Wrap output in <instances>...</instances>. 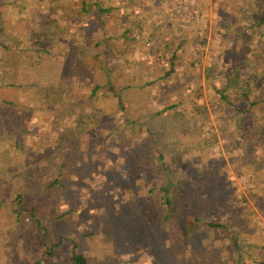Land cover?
I'll return each mask as SVG.
<instances>
[{
  "label": "rangeland",
  "instance_id": "rangeland-1",
  "mask_svg": "<svg viewBox=\"0 0 264 264\" xmlns=\"http://www.w3.org/2000/svg\"><path fill=\"white\" fill-rule=\"evenodd\" d=\"M90 1L103 8L113 6V9L119 2ZM149 1L153 0L123 2L128 9L138 13L136 15L148 20V24L137 27L142 34L141 41L129 43H124L128 36L120 28H128L127 23L118 18L117 10L100 15L95 6H90L93 13L84 19V23L87 27H100L101 32L106 33L104 38L109 45L108 54L103 58L104 69L99 72L100 80L108 74L114 77V92L123 94L125 108L116 103L115 94L113 102L109 93L104 90L98 92L95 112H89L98 122L90 123L87 119L94 131L82 133L84 163L68 178L63 193H52L45 199L42 192H29L25 181L18 182L25 189L26 197H32L38 207V217L45 228L40 230L41 238L45 239L46 231L50 243L62 242L48 261L41 259L43 242L38 245L35 242L33 250L20 254L31 255L24 264H36L39 260L41 264H69L68 239L77 243L88 264H199L203 259L208 264H217L212 262L216 258L209 255L200 253L193 257L192 245L186 243L194 239L193 245L198 249V241L202 238L200 234L206 229L195 230L183 224L179 230L182 236L178 234L175 240L157 245L155 251L151 250V245L147 249L148 240L151 242L162 229L160 224L165 216L161 205L163 200L150 189L166 184L163 170L166 163L172 182H180L184 186L179 194L180 203L189 205L191 194L198 196L188 208L189 215L195 213L205 221H217L222 219L217 213L218 208L225 205L230 212L223 218L234 217L237 206L242 213L246 210L252 214L256 231L252 235V246L247 250L253 260L264 263V246L260 244L264 241V103L247 113H237L211 102L204 92L206 77L217 83L232 74L231 62L238 57L239 47L235 50L227 44L236 42L234 37H238L232 34L231 25L244 23L239 21L242 17L239 8L243 7L250 15L249 4L245 0H182L185 5H172L165 0H156L157 9L162 7L164 10V14L160 15L157 9L150 8ZM46 3L47 0L43 5ZM39 4V0H19L13 12L0 10V20L5 23L3 29L8 32L15 27L23 7L35 11ZM189 4L207 9L210 13L203 48V76L189 68L195 63L197 55L191 50L192 46L187 44L178 50L175 41V35L182 32L185 21H191L194 26L199 22L198 11L193 8L186 18L179 16ZM131 25L135 28L137 23ZM222 27H229V30L224 28L222 35L220 33L212 38V29L221 30ZM152 35L154 38L150 39ZM255 37L254 34L252 38ZM222 41L227 43L219 51L218 42ZM260 41L261 36L254 41V55L244 54L252 64L256 63L257 53H261ZM123 45L126 51L120 54ZM173 52L182 54L183 58L175 60L178 70L174 78L171 81L162 80ZM0 67L3 68L2 65ZM209 71H213V77ZM1 81L4 79L0 72V88ZM90 86L86 81L81 82L85 97L91 93ZM177 103H182V106L175 111H163L164 106ZM18 107L16 109L23 114L20 120L30 134V141L25 146L26 155L30 157L38 149L51 145L57 130L53 129L51 114ZM139 160L149 166L146 171H130L126 166L133 167V164L141 163ZM132 171L135 173L132 174ZM201 196H209L216 206L207 204L203 207ZM6 197L11 195L5 192L2 196L1 212L2 206L6 205ZM116 202L130 208H124V217L118 213L119 207L114 206ZM174 202L175 207L180 205L177 199ZM29 205L25 202L20 211ZM114 224L124 231L119 240L114 239ZM36 233L39 234L37 228L34 237H37ZM228 240L229 236L224 232L207 234L205 238L211 246L209 250L213 248L219 252V259L232 256L234 248L227 243ZM244 264L254 263L244 261Z\"/></svg>",
  "mask_w": 264,
  "mask_h": 264
},
{
  "label": "trees",
  "instance_id": "trees-1",
  "mask_svg": "<svg viewBox=\"0 0 264 264\" xmlns=\"http://www.w3.org/2000/svg\"><path fill=\"white\" fill-rule=\"evenodd\" d=\"M18 1L2 0L0 10L13 12L18 7ZM125 1L127 0H119L118 5H114L113 9V6L103 8L90 0H47L45 6L43 4L46 0L44 2L39 0L38 10L22 8L17 24L8 32L3 29L4 21L0 20V65L4 68L0 67L2 79H4L3 82L1 81L0 88V204L3 203L2 196L5 192L8 196L11 195L4 198L6 205L2 206L3 212L0 208V264L11 262L24 264L31 255L28 254L27 257L20 254L33 250L35 242L37 245L43 242L41 259L48 261L62 245L61 241L50 243L47 240L46 231L45 239L41 238L40 230L45 228L42 227L38 217V207L34 204L32 197H26L25 189L18 182L25 181L29 186V192H42L45 199L52 193H63L69 182L68 178L84 163L82 133L86 130L91 133L94 131L87 119L90 123L98 122L89 113L95 112L98 92L104 90L106 94L109 93L108 96H112L113 102L115 94L116 103L122 109L125 108L122 102L123 94L114 92V77L108 74V77L100 80L99 72L104 69L103 58L108 54L109 47L108 40L104 38L106 33H102L100 27H87L84 23V19H88L93 13V8L90 6H95L100 15L117 10L118 18L128 26V28L120 26L128 36L124 43L140 42L142 34L137 27L148 24V20L136 15L138 13L123 5ZM165 1L172 5H185L181 3L182 0ZM246 2L249 4L251 14L247 15L248 12L240 7L242 17L239 21L244 23L238 22L231 25L232 34L238 36L234 37L236 42H218L219 51L223 49L224 43L232 45L235 50L239 47L238 57L231 62L232 74L217 83L211 82L205 76L206 90L204 92L207 99L231 108L237 113H247L264 103V0H251V2L245 0ZM149 5L151 9L158 7L156 0L149 1ZM186 7L187 9L180 12L179 16L186 18L189 10L193 8L198 11L199 22L194 26L191 21H185L182 32L175 35V41L178 50H182L187 44L192 46L191 50L197 55L194 59L195 63L189 65V68L194 69L195 74L203 76L201 71L204 62L203 48L206 45L210 13L207 9H199V6L195 4H189ZM157 14H164L162 7L157 9ZM131 17L132 20H130ZM134 22L137 23L135 28L131 25ZM260 27H262L261 33ZM224 28L229 30V27H222L221 30L213 28L212 38L220 33L222 35ZM254 34L256 37L252 38ZM260 36L262 38L259 42L261 53H257L256 63L252 64L251 59H246V55H254L253 44L255 40L260 39ZM151 38L154 36H150ZM125 51L126 47L123 45L120 54ZM179 57L183 58V55L173 52L169 68L161 77L162 80L171 81L174 78L178 70L175 60ZM245 72L248 74H244ZM211 74L213 77V71ZM85 81L91 85L88 89H92L86 97L81 87V82L85 83ZM18 105L20 109L32 108L35 111L51 114L52 125L55 127L53 129L57 130L53 143L37 151L33 149L36 152L30 157L26 155L27 149H25L30 141V134L20 120L22 111L16 109ZM245 105L247 108H243ZM181 106L182 103L164 106L163 111L164 109L175 111ZM72 123L75 125L72 126ZM177 149L180 150V148ZM160 156L163 157V155ZM139 161L141 163L133 164V167L127 164L126 166H129L130 171L132 169L135 172L146 171L149 166ZM166 166L167 163L163 167L166 184L150 189L163 200L161 205L165 216L162 219V225L160 224L162 229L151 242L150 239L148 240L147 249L151 245L153 246L151 250L155 251L157 245L162 246L169 240H175L178 234L182 236L179 230L183 224L195 230L206 229L200 234L202 238L198 241V249L193 245L194 239L186 242L192 245L193 257L194 254L198 256L202 253L216 258L212 262L217 264H244V261L261 264L260 261L253 260L252 254L247 250L252 246V235L256 231L252 214L246 210L242 213L237 206L234 211L236 215L226 219L223 217L230 212V209L225 205L218 208L217 213L222 219L217 221H205L195 216V213L189 215L188 208L190 209L192 201L198 196L192 193L189 205L180 203L179 194L184 190V186L180 182H172ZM176 166H178V159ZM134 171L132 174L135 173ZM199 198L202 200L203 207L207 204L216 206L209 196ZM175 199L183 206L182 208L180 205L175 207ZM25 202L30 203L29 207L20 211ZM114 206L119 207L118 213L121 217L126 214L124 208L130 210L122 202H116ZM194 208L195 205L193 210ZM36 228L39 234L36 233L37 237H34ZM215 232L228 234L227 243L234 248L231 257L219 259L217 250L213 248L209 250L211 246L205 242V238L207 234H215ZM123 233L124 231L114 224V239L119 240L120 234ZM191 236H194L193 232ZM260 244L264 246V241L262 240ZM67 245L70 251L69 264H88L87 257L79 250L77 243L68 239ZM182 246H185V243H182ZM36 264H41L40 260ZM199 264L208 263L203 259Z\"/></svg>",
  "mask_w": 264,
  "mask_h": 264
}]
</instances>
